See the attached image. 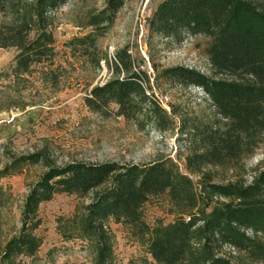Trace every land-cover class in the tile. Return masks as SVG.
<instances>
[{"label": "trees", "instance_id": "trees-1", "mask_svg": "<svg viewBox=\"0 0 264 264\" xmlns=\"http://www.w3.org/2000/svg\"><path fill=\"white\" fill-rule=\"evenodd\" d=\"M64 1L0 0V12L7 17L0 22V48L16 50L10 74L21 77L35 65L53 63L48 12ZM124 1L106 0L104 8L88 18L92 31L70 42L94 47L96 36L112 23ZM148 27L177 40L182 33L209 38L205 54L213 76L183 65L162 73L182 85L200 87L224 123L201 127L199 147L185 156L186 172L170 158L146 164L73 161L58 166L42 151L11 154V163L0 171V177L27 162L42 161L46 170L24 198L20 227L4 243L0 264H24L21 259L33 264L42 242L36 233L38 205L61 192L88 199L71 216L58 217L56 229L63 239L86 241L94 264L112 261L108 219L127 227L130 236L145 247L151 260L143 258L141 264H264V168L249 183L213 181V173L205 168H234L262 140L264 0H161L148 18ZM87 49L82 54L89 55ZM104 60L112 77L90 89L85 98L90 108L100 110L115 103L125 118L136 119L145 112L157 123L167 116L147 94L150 86L143 83L141 70L133 68L125 48ZM158 195L166 197L173 220L150 226L142 206L150 196ZM7 197L0 186V207ZM223 247L229 251L223 252Z\"/></svg>", "mask_w": 264, "mask_h": 264}, {"label": "rangeland", "instance_id": "rangeland-1", "mask_svg": "<svg viewBox=\"0 0 264 264\" xmlns=\"http://www.w3.org/2000/svg\"><path fill=\"white\" fill-rule=\"evenodd\" d=\"M160 1H124L115 11L112 23L96 36L94 47H85L70 41L92 31L88 18L102 10L106 0H65L48 12L47 28L54 38L53 63L35 65L21 77L9 73L15 48H0V171L11 163V154L42 151L47 160L58 166L73 161L146 164L170 158L186 172L185 156L199 147L198 131L202 126H220L224 119L200 87L182 85L163 76L164 69L178 65L209 76H213V71L205 54L207 36L182 33L177 40L149 30L148 18ZM6 19L0 12V22ZM84 48H88L89 55L82 54ZM123 48L133 68L141 70L143 83L148 82L147 94L167 114L158 123L145 112L136 119L125 118L115 103L100 110H93L86 103L90 89L112 77L104 58L113 59L116 50ZM261 138L254 151L236 167L206 166L213 173V181L249 183L264 168V134ZM45 170L42 161L27 162L0 177V186L8 195L0 207V252L20 227L24 198ZM190 176L197 179L194 174ZM87 202V198L61 192L38 205L36 233L42 242L33 264H94V253L86 241L63 239L56 229L58 217L71 216ZM142 210L150 226L173 220L164 195L150 196ZM105 226L113 235L110 264L151 260L127 227L112 219ZM222 251L228 252L229 248L223 247ZM21 261L31 264L30 259Z\"/></svg>", "mask_w": 264, "mask_h": 264}]
</instances>
